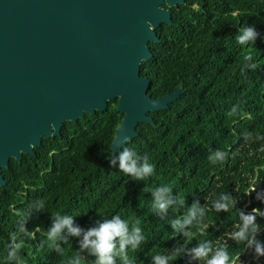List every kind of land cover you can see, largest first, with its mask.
Wrapping results in <instances>:
<instances>
[{"label":"trees","instance_id":"1","mask_svg":"<svg viewBox=\"0 0 264 264\" xmlns=\"http://www.w3.org/2000/svg\"><path fill=\"white\" fill-rule=\"evenodd\" d=\"M174 24H163L157 33L160 43H149L153 58L143 62L141 76L150 80L149 94L159 98L181 87V97L167 110L150 113L155 123H140L139 136L127 146L155 165L146 181L133 180L110 163L116 128L124 117L118 100L106 112L86 114L76 123L66 122L62 134L44 137L37 156L24 155L3 169L7 186L0 187V264H6L10 233L22 242L24 264H63L79 251L77 238L62 244L58 256L44 235L51 215L70 214L83 228L104 217L121 215L138 223L146 237L138 251L128 255L135 264H152L151 256L165 253L177 244L194 247L199 241L227 243L236 264H264L244 244L228 239L239 223V209L264 210V0H186L171 9ZM245 24L260 36L255 43L239 45L235 36ZM251 55L255 70L245 68ZM237 113H227L233 106ZM245 132L253 134L245 141ZM226 152L224 162L212 164L208 157ZM168 185L173 195L185 198L179 212L165 219L152 210L146 187ZM252 189H256L252 192ZM252 192L251 195H248ZM230 193L238 201L229 212L211 206L215 195ZM43 199L44 212L26 215L34 200ZM199 201L207 207L204 229L193 227L184 240L170 222ZM26 220L27 232H18ZM264 225V218L257 217ZM258 238L264 241V229ZM87 264L94 257L81 253ZM174 264H200L188 256Z\"/></svg>","mask_w":264,"mask_h":264},{"label":"water","instance_id":"2","mask_svg":"<svg viewBox=\"0 0 264 264\" xmlns=\"http://www.w3.org/2000/svg\"><path fill=\"white\" fill-rule=\"evenodd\" d=\"M186 0H0V187L3 169L37 156L44 137L66 122L106 112L118 100L119 134L139 136L150 113L167 110L184 90L159 98L141 76L171 9ZM119 144L115 149L118 153ZM113 155V151H112ZM113 158H109L110 160Z\"/></svg>","mask_w":264,"mask_h":264},{"label":"clouds","instance_id":"3","mask_svg":"<svg viewBox=\"0 0 264 264\" xmlns=\"http://www.w3.org/2000/svg\"><path fill=\"white\" fill-rule=\"evenodd\" d=\"M260 33L254 26L245 24L239 28L235 40L239 45H248L255 43ZM253 57L247 55L244 57V67L255 70L257 65L252 63ZM237 113V106H233L227 115L232 116ZM253 134L245 132V141L252 139ZM130 137L119 134L112 148L113 158L110 160L111 166L131 176L136 181H146L155 173V165L150 163L147 156H140L136 151L127 146ZM119 144L121 149L115 153ZM264 150V149H262ZM227 153L221 150L212 152L208 159L212 164L224 162L227 159ZM143 192L151 193V205L153 212L165 219L169 211L179 212L185 208L186 200L180 195H173V190L168 185L158 187H146ZM256 189H252L255 192ZM249 192L248 195H251ZM257 199L264 201V193L258 192ZM238 201L230 193H220L215 195L211 201V206L217 212H229L237 206ZM29 211L26 214L30 218L34 212H44L46 204L43 199L34 200L28 206ZM207 215L206 205H201L199 201L186 208L182 216H177L170 222L172 230L182 235L184 240L192 237L191 229L193 227L203 231L204 220ZM257 217L264 218V210L253 208L251 212L246 213L239 209V223L235 226L228 237L234 240L238 245L244 244L249 250H252L257 258L264 256V241L258 236L264 229ZM51 227L47 228L45 236L50 246L58 256H64L62 244L69 242L70 238H77L79 251L72 257L63 261V264H87L81 253H87L94 257L91 264H135V261L128 255L129 251H138L142 244L146 242V237L138 223H130L123 219L121 215H113L110 218L104 217L95 221L94 225L83 228L76 223L75 216L70 214L51 215ZM26 220L22 221L18 232H27L25 227ZM22 242H18L17 233H10L9 243L7 245L6 264H24L20 257ZM188 256L192 261H199L200 264H236V259L229 252L227 243L214 244L211 240L199 241L194 247H188L186 244H177L171 250L165 253H157L151 256L152 264H174L177 258Z\"/></svg>","mask_w":264,"mask_h":264}]
</instances>
